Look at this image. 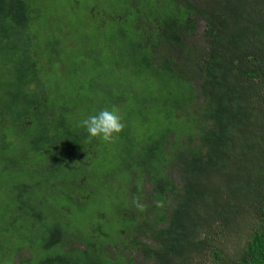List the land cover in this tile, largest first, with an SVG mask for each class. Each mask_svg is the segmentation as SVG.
<instances>
[{
    "label": "trees",
    "instance_id": "obj_1",
    "mask_svg": "<svg viewBox=\"0 0 264 264\" xmlns=\"http://www.w3.org/2000/svg\"><path fill=\"white\" fill-rule=\"evenodd\" d=\"M55 2L0 0V176L28 180L0 213V264H138L127 231L150 264H264V0H96L67 35ZM105 108L126 123L112 143L77 126ZM106 156L131 174L117 214L97 204L70 226L67 197L82 211L114 196Z\"/></svg>",
    "mask_w": 264,
    "mask_h": 264
},
{
    "label": "rangeland",
    "instance_id": "obj_2",
    "mask_svg": "<svg viewBox=\"0 0 264 264\" xmlns=\"http://www.w3.org/2000/svg\"><path fill=\"white\" fill-rule=\"evenodd\" d=\"M95 1L96 0H61V2L59 4H57L58 9H60V12L57 13V15L60 16L63 20H67V22H68L67 26H65L66 28H65V32H64L66 35L69 33H73V30L76 31V33H77L78 27H80L84 23L90 24V22H89L90 18H87L86 10L88 11L89 8L93 5V3ZM56 2H59V0L58 1L56 0ZM56 2H55V4H56ZM112 2H113V4L116 5L117 0H100V4L103 6H109V5H111ZM55 4H54V6H55ZM61 18H50L48 21L58 25L60 22H62ZM69 38L71 39V41L69 40ZM69 38L68 39L65 38V40H64V42H66L67 45H70V46L72 45L73 47H77V48L80 46V45H77V42H75L73 40V38H71V37H69ZM193 81H194L195 86L197 88H199L200 79H193ZM203 99H204L203 96L197 95L196 100L184 108L186 113H189L190 111L194 112L195 110H197L198 106H200L203 103ZM146 128H147V126H146ZM148 131H149L148 128L144 129V130L142 128V130H141L142 133H145ZM143 136H142V138H143ZM170 137H171V139L169 140V143L172 142V140L174 142L177 141L176 137L174 135H172ZM148 138L149 137H147V139ZM186 138H187L186 134L180 135L179 141L186 139ZM181 147H182V144L180 142L176 146L175 152H177L178 149H180ZM1 154L2 153L0 151V155ZM107 157L108 156L105 157L106 162H100V164L102 163V165L99 167L98 173L100 175L102 173L103 174L109 173V172L114 173L113 182L116 183L114 186L116 188L114 190V196L112 198H109V201L108 200L105 201L104 197H99L100 201H95V203H93V205H91V207L89 209L82 210V211L79 210V207L76 208L77 205L75 203H71V199L67 197L64 201L61 202V204L69 203L71 205V210H76L74 213H72L68 216V218L70 217V220H69L70 226L78 225V226L84 227L86 224H91L93 222V220H95V219H93L94 216H97V212L94 211L96 208L95 206L97 204L101 207L100 210L103 209V210H106L110 214H113V213H114V215L117 214V209H116V205H115V199H116L115 196L116 195L120 196L121 194H123L122 190L120 188H118V183L125 182V181H126V183L129 182V180L131 179V174H130V171L127 170L126 168L125 169H119L118 168V167H121L123 162H109L111 159H108ZM168 161L169 162H177V160H175L173 158H170V160H168ZM1 162H3L2 159L0 160V164H2ZM7 162H24V161L21 157H19V158H16L15 160L7 161ZM45 163H47V162H42L38 165L41 166ZM33 165H35V163L32 161L31 162H24V166L26 168L34 169ZM116 166H117V168H116ZM10 168H12V167H10ZM172 170H173L172 174L176 178L177 183L178 184L181 183L179 180L177 171L175 169H172ZM79 174H81V172L78 173V175ZM26 179H27L26 175L19 177V175H15L13 173H8L7 176H0V213H2V211H6L8 209V201H9L8 194L19 183L28 182V180H26ZM143 179L145 182V177H143ZM59 181H60V179L57 178L55 181L54 187H58L60 189V182ZM106 184H108V183H106ZM145 185L147 187L146 191L149 192L150 191L149 188H151V184L147 181V177H146ZM107 187H108V185L105 186L104 190H106ZM57 192L59 193V191L56 190L53 197H51V196L47 197L46 196V198H44V199H47V201H50V200L52 201L57 196ZM60 192H63V190H60ZM82 195L85 197H88L86 192H84ZM148 199H149V197H147V199L145 201H143L141 204H143L144 206L146 204V206H147L146 202H148ZM42 206H43L42 211H44V210L46 211L47 210V208L45 207L46 203H44ZM133 210H136L138 213L142 212L141 210L138 211L139 209H137L135 205H134ZM11 229H12V226H11ZM23 229H24V227H23ZM105 231L108 234L113 233V231L111 229H105ZM80 233H81V231L77 232V234H80ZM124 233H125V230L122 231L121 235H123ZM126 233H127V235L124 234V236L122 237L126 241V243H128L125 246V248L127 249V250H125L126 253H131L133 256H136L138 259V264H150V261L145 260L144 256L140 253L139 249L137 250V249H134L133 247H131V237H129V235H132V233H130L129 231H127ZM17 235L12 237V240H15ZM21 235H22V237L26 236V231L22 230ZM135 237H137L141 240H144V241L145 240L149 241L148 238H146L144 235L135 236ZM17 238H18V236H17ZM125 241H121L120 239H118L119 243H117V247L120 245H123L125 243ZM7 247H8V249H10L9 246H7ZM13 247L14 246H12L11 248H13ZM113 248H114V250L119 249V248L118 249L116 248V245H113L112 249ZM21 252L25 256L30 255L29 251L26 249H23ZM20 255H21V253L16 256V260L14 262L17 263V260L19 259Z\"/></svg>",
    "mask_w": 264,
    "mask_h": 264
},
{
    "label": "clouds",
    "instance_id": "obj_3",
    "mask_svg": "<svg viewBox=\"0 0 264 264\" xmlns=\"http://www.w3.org/2000/svg\"><path fill=\"white\" fill-rule=\"evenodd\" d=\"M77 126L85 129L89 139L97 138L103 142L112 143L118 139L119 134L126 127V123L118 109L105 108L97 114L88 115L78 121ZM133 203L137 209L144 210V205L139 203V198H136Z\"/></svg>",
    "mask_w": 264,
    "mask_h": 264
}]
</instances>
